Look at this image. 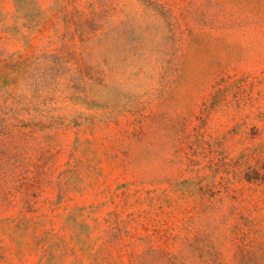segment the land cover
I'll return each mask as SVG.
<instances>
[{
	"label": "rangeland",
	"instance_id": "rangeland-1",
	"mask_svg": "<svg viewBox=\"0 0 264 264\" xmlns=\"http://www.w3.org/2000/svg\"><path fill=\"white\" fill-rule=\"evenodd\" d=\"M0 264H264V0H0Z\"/></svg>",
	"mask_w": 264,
	"mask_h": 264
}]
</instances>
